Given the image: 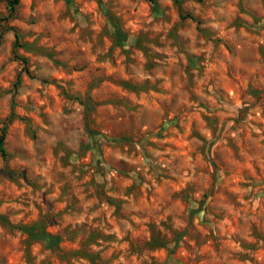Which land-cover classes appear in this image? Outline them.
Returning <instances> with one entry per match:
<instances>
[{"label": "rangeland", "instance_id": "obj_1", "mask_svg": "<svg viewBox=\"0 0 264 264\" xmlns=\"http://www.w3.org/2000/svg\"><path fill=\"white\" fill-rule=\"evenodd\" d=\"M8 15L0 264H264V0Z\"/></svg>", "mask_w": 264, "mask_h": 264}, {"label": "trees", "instance_id": "obj_2", "mask_svg": "<svg viewBox=\"0 0 264 264\" xmlns=\"http://www.w3.org/2000/svg\"><path fill=\"white\" fill-rule=\"evenodd\" d=\"M154 4H157L158 0H151ZM177 2H181V0H177ZM19 3V0H8V10H9V15L7 17H5V20H7L10 16H12L14 14V12L17 9V5ZM187 16L192 17V18H196L194 15L188 14ZM0 26H4L3 23H0ZM3 29H5V27H3ZM20 39V35L19 33L16 31V41L19 42ZM18 58H20L22 60V62L24 63V68L28 69V63L29 60L27 57L25 56H20L17 55ZM29 70V69H28ZM20 82V75L18 76L17 80H16V86L17 84H19ZM12 115H13V111H12ZM7 128L8 125H5L2 128L1 134H0V155L3 156L4 158H7L9 156L8 150L6 148V138H7Z\"/></svg>", "mask_w": 264, "mask_h": 264}]
</instances>
